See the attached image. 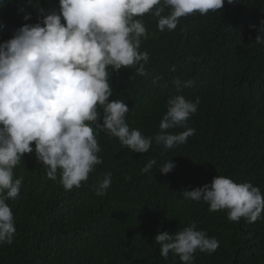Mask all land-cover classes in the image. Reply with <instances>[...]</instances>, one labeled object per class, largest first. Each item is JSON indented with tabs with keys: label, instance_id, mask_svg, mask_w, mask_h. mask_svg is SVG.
Returning a JSON list of instances; mask_svg holds the SVG:
<instances>
[{
	"label": "trees",
	"instance_id": "obj_1",
	"mask_svg": "<svg viewBox=\"0 0 264 264\" xmlns=\"http://www.w3.org/2000/svg\"><path fill=\"white\" fill-rule=\"evenodd\" d=\"M37 3L45 12L59 11V0L5 2L0 42L25 23L41 20ZM27 12L32 15L26 21ZM169 12L165 8L163 14ZM137 19L147 29L139 48L149 54L145 75L136 74L134 67L108 69L111 87L130 103V126L154 137L168 100L183 94L200 99L188 121L195 133L186 143L147 153L123 149L103 131L96 135L103 160L96 165L98 175L116 174L103 196L96 194L98 187L93 190L97 184L92 177L82 189L73 188L71 202L72 194L60 193L40 172L26 166L14 171V178L22 179L13 203L19 229L11 244L0 245V264H182L171 251L165 259L154 237L193 224L219 246L212 253L197 249L192 264H264V211L255 222H233L227 210L209 211L205 202L183 195L217 175L250 182L264 195V45L254 43L264 20V0L232 5L225 0L221 10L179 18L172 31H160L151 13ZM177 78L193 84L178 91ZM152 159L157 163L150 175L142 169ZM171 159L176 167L161 174Z\"/></svg>",
	"mask_w": 264,
	"mask_h": 264
},
{
	"label": "clouds",
	"instance_id": "obj_2",
	"mask_svg": "<svg viewBox=\"0 0 264 264\" xmlns=\"http://www.w3.org/2000/svg\"><path fill=\"white\" fill-rule=\"evenodd\" d=\"M6 1L0 0V8ZM224 5L225 0H59V11L45 12L37 3L41 20L25 23L12 38L0 42V245L11 244L19 229L13 203L22 184L21 178H14L20 167L55 182L60 193L72 194V202L73 188L82 189L91 177L98 196L114 184L115 173H97L96 165L103 160L97 155L102 154V143L96 135L102 131L135 153L159 146L169 150L187 142L195 133L188 121L198 110L199 97L195 101L183 94L170 98L153 137L130 126V103L111 87L108 69L134 67L136 74L145 75L149 54L139 48L147 29L137 17L151 13L160 31H172L179 18L197 12L206 15ZM165 8H170L167 15ZM31 15L27 12L23 19L30 20ZM258 32L254 43L264 45V20ZM153 83L158 85L159 78ZM173 83L179 91L191 87L193 81L177 78ZM156 163L150 160L142 171L150 173ZM175 167L171 159L160 173L169 174ZM183 195L205 202L209 211L227 210L233 222L241 218L255 222L264 211L259 186L221 175L210 184L184 190ZM70 206L64 204L65 209ZM154 242L165 259L171 251L182 264H192L197 249L212 253L219 246L194 224L174 233L159 231Z\"/></svg>",
	"mask_w": 264,
	"mask_h": 264
}]
</instances>
